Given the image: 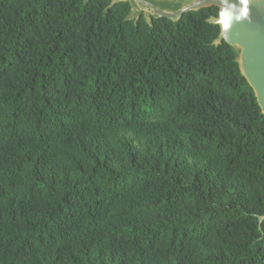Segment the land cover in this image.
<instances>
[{"label": "trees", "instance_id": "obj_1", "mask_svg": "<svg viewBox=\"0 0 264 264\" xmlns=\"http://www.w3.org/2000/svg\"><path fill=\"white\" fill-rule=\"evenodd\" d=\"M111 0H0V264H264V116L214 44Z\"/></svg>", "mask_w": 264, "mask_h": 264}, {"label": "water", "instance_id": "obj_2", "mask_svg": "<svg viewBox=\"0 0 264 264\" xmlns=\"http://www.w3.org/2000/svg\"><path fill=\"white\" fill-rule=\"evenodd\" d=\"M116 3H128L130 18L143 16L148 22H177L189 12L216 7L217 17L207 20L219 27L214 44L224 42L239 52L238 70L264 116V0H111V5Z\"/></svg>", "mask_w": 264, "mask_h": 264}, {"label": "rangeland", "instance_id": "obj_3", "mask_svg": "<svg viewBox=\"0 0 264 264\" xmlns=\"http://www.w3.org/2000/svg\"><path fill=\"white\" fill-rule=\"evenodd\" d=\"M133 17V16H132Z\"/></svg>", "mask_w": 264, "mask_h": 264}]
</instances>
